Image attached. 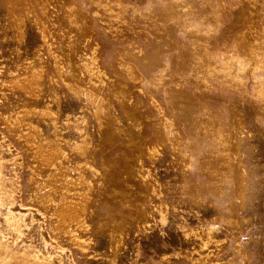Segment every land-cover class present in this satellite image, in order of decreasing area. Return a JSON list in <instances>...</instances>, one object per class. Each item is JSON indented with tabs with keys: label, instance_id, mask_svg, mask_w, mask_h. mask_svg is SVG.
<instances>
[{
	"label": "rangeland",
	"instance_id": "obj_1",
	"mask_svg": "<svg viewBox=\"0 0 264 264\" xmlns=\"http://www.w3.org/2000/svg\"><path fill=\"white\" fill-rule=\"evenodd\" d=\"M0 264H264V0H0Z\"/></svg>",
	"mask_w": 264,
	"mask_h": 264
}]
</instances>
